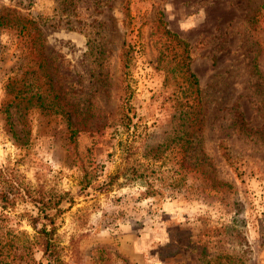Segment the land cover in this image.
<instances>
[{
  "label": "rangeland",
  "instance_id": "1",
  "mask_svg": "<svg viewBox=\"0 0 264 264\" xmlns=\"http://www.w3.org/2000/svg\"><path fill=\"white\" fill-rule=\"evenodd\" d=\"M0 15V264H26L29 243L43 264H264V0Z\"/></svg>",
  "mask_w": 264,
  "mask_h": 264
},
{
  "label": "trees",
  "instance_id": "2",
  "mask_svg": "<svg viewBox=\"0 0 264 264\" xmlns=\"http://www.w3.org/2000/svg\"><path fill=\"white\" fill-rule=\"evenodd\" d=\"M0 23H5L7 19L3 16L0 15ZM172 36L175 38H179L178 34L167 30ZM179 43L184 45L186 47L185 49V55H184V61L182 63L184 67L185 73L188 75L189 81L194 89L195 92L199 93L200 92V84H199V79L198 76L194 73V71L191 69L190 65V56L188 53V48H187V43L183 41L182 39H178ZM123 54L125 55V58L128 56V49H125ZM129 98H126L125 101H128ZM130 106L127 105L126 103L123 104V112L121 116V123L126 125L127 127L129 126V122L131 121V114L129 110ZM131 135V132L128 131V136ZM223 155L225 156L226 159H229L228 152L224 151ZM204 157H206V154H203ZM204 160V159H203ZM45 211V210H42ZM40 215V213L38 214ZM35 220V218H32ZM39 232V241L36 242L42 246L41 250L44 255L49 254L52 255L54 253V242H53V230L52 229H47L45 226L42 227ZM33 243H29L31 250H30V256L26 258V264H43L41 260H37V258L34 256V249L32 248ZM29 245H27V248L29 249ZM33 250V251H32ZM29 253V252H28ZM27 254V253H26ZM198 264H244L243 258L241 256H238L237 254H227L223 253V255H218L209 258H199V263Z\"/></svg>",
  "mask_w": 264,
  "mask_h": 264
}]
</instances>
